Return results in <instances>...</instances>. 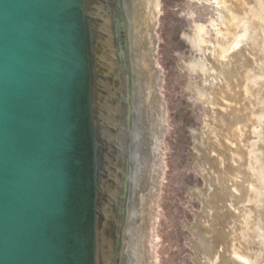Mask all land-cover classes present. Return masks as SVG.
<instances>
[{"label":"water","instance_id":"1","mask_svg":"<svg viewBox=\"0 0 264 264\" xmlns=\"http://www.w3.org/2000/svg\"><path fill=\"white\" fill-rule=\"evenodd\" d=\"M135 0H0V264H151Z\"/></svg>","mask_w":264,"mask_h":264},{"label":"rangeland","instance_id":"2","mask_svg":"<svg viewBox=\"0 0 264 264\" xmlns=\"http://www.w3.org/2000/svg\"><path fill=\"white\" fill-rule=\"evenodd\" d=\"M231 2L237 7L223 57L231 90L225 95L212 87L213 98L205 86L208 72L204 77L195 68L212 58L197 50L195 37L201 27L205 46L218 37V25L209 26V14L221 13L216 1L157 0V9L151 2V61L163 128L151 153V264H264V0Z\"/></svg>","mask_w":264,"mask_h":264},{"label":"bare ground","instance_id":"3","mask_svg":"<svg viewBox=\"0 0 264 264\" xmlns=\"http://www.w3.org/2000/svg\"><path fill=\"white\" fill-rule=\"evenodd\" d=\"M154 1L155 9H157V0H135L136 6H142V9L137 10L135 12V22H136V37H137V52H138V68H139V83H140V98H141V113H142V128L144 131L145 137V144H144V159H145V174H146V189L147 190V204H148V197L151 194V191L153 189V175H151L153 171V164L151 162V153H154V145L159 139V136L162 132V115L161 111L158 107V100L156 97V90L158 86L159 80L155 76V72L153 70V65L151 61V54H152V43L153 39L151 36V26H152V20L154 16L153 9H151V2ZM219 8L221 9V13L218 18H214L211 14H209V26L213 27L215 25H218V37H215L214 42L210 46H205V42L202 41V38L200 37L201 33H203V28H199L197 31V38L198 41H196L195 44H197V50L202 51L203 54L212 60L210 61L208 65H202V66H195L196 70H198L201 75H204L205 72H208L210 79H204L205 80V86L210 90L211 98L212 97V87H218L219 91L226 95L228 94L229 90H231L230 87V63L228 60H223V57L225 53L227 52L229 46H230V31L232 28V18L234 17V12L236 11V7L231 0H215ZM235 19V17H234ZM207 58L205 59L206 61ZM221 65L219 68H215L213 65L214 63H219V60H221ZM214 61V62H213ZM241 69V68H240ZM243 80V79H242ZM241 83V82H240ZM208 84V86L206 85ZM238 85V84H237ZM242 85V84H241ZM240 88V86H239ZM242 88V87H241ZM202 90V88L200 89ZM218 91V90H217ZM236 91V90H235ZM236 93V92H235ZM235 96V95H234ZM210 98V99H211ZM230 99V98H229ZM236 99V98H235ZM214 100V99H213ZM216 100V99H215ZM214 100V101H215ZM225 101V100H224ZM212 102V101H211ZM216 102V101H215ZM221 103V102H219ZM232 102H230L231 104ZM241 103V102H240ZM242 105V103H241ZM253 105V104H252ZM256 107V106H255ZM220 108V107H219ZM226 108V107H225ZM237 110V109H236ZM224 111V110H223ZM220 115V114H219ZM208 116V115H207ZM212 116L210 115L209 118ZM241 122V121H240ZM242 124H237L238 130L242 129ZM235 127V126H234ZM233 131V130H232ZM226 133V132H225ZM237 133V132H236ZM248 133V132H247ZM242 134V133H241ZM244 134V133H243ZM233 135V134H232ZM238 135V134H236ZM234 137V135H233ZM238 137V136H237ZM230 138V136H229ZM241 139V138H240ZM230 141V140H229ZM234 141V139H233ZM234 144V143H232ZM263 149V148H262ZM215 150V149H214ZM217 151V150H216ZM234 151V150H233ZM220 154V153H218ZM236 154V153H235ZM234 155V154H233ZM215 156V155H214ZM222 156V154H221ZM232 157V156H231ZM235 158H238L235 156ZM215 159V158H214ZM222 159V158H221ZM230 159V156H229ZM242 160V158H240ZM220 160V159H219ZM235 160V159H234ZM237 160V159H236ZM223 163V160L221 161ZM220 162V165H221ZM238 162V161H237ZM243 164V163H240ZM246 165V164H245ZM222 166V165H221ZM244 166V165H243ZM225 167V166H223ZM213 169V168H212ZM243 170V169H242ZM245 171V170H244ZM227 172V171H226ZM230 172V171H229ZM208 173V172H207ZM206 173V174H207ZM232 173V172H230ZM235 173V172H234ZM242 173V172H241ZM228 172L226 173V175ZM237 174V173H235ZM244 174V173H243ZM220 175V174H219ZM225 175V173H224ZM221 175V176H224ZM220 176V177H221ZM229 176V175H228ZM227 176V177H228ZM231 176V175H230ZM234 176V175H233ZM238 176V175H237ZM236 176V178H237ZM244 176V175H243ZM209 177V176H208ZM225 177V176H224ZM246 177V176H245ZM210 178L211 175H210ZM219 178V177H217ZM232 179V177H230ZM257 179V178H256ZM210 180V179H206ZM234 180V179H232ZM236 180V179H235ZM259 180V179H258ZM257 180V181H258ZM220 181V180H219ZM224 181V180H223ZM157 182V180H156ZM211 183V181H209ZM233 182V181H232ZM240 182V181H239ZM222 183V182H221ZM227 183V182H226ZM256 183V182H255ZM223 184V183H222ZM212 185V184H211ZM227 185V184H226ZM232 185V183H231ZM240 185V184H239ZM241 186V185H240ZM221 187V186H220ZM223 187V185H222ZM221 187V188H222ZM230 187V186H229ZM253 187V186H252ZM257 187V186H256ZM213 188V187H212ZM232 189V187H231ZM237 190V189H236ZM221 191V190H220ZM241 191V190H240ZM211 192V191H210ZM225 192V191H224ZM223 192V194H224ZM231 192V191H230ZM253 192V191H252ZM208 193V191H207ZM211 194V193H210ZM231 194V193H230ZM209 195V194H208ZM227 195V194H226ZM250 196V195H249ZM248 196V197H249ZM224 197V196H223ZM230 197V196H228ZM227 197V198H228ZM201 198V197H200ZM226 198V197H225ZM245 198V197H244ZM210 199V198H208ZM207 199V200H208ZM229 199V198H228ZM231 199V198H230ZM210 201V200H209ZM207 202V201H206ZM211 204V203H210ZM230 203H228L229 205ZM219 206V205H218ZM224 206H227L226 203ZM148 207L150 205L148 204ZM208 207V206H207ZM221 207V206H220ZM236 207V206H235ZM235 209V208H234ZM214 211V210H213ZM250 215V213H248ZM255 214V213H254ZM259 214V213H258ZM254 216V215H253ZM213 219V218H212ZM246 221V220H244ZM212 223V222H211ZM252 223V222H251ZM230 226V225H229ZM246 226V225H245ZM243 227V226H242ZM230 228V227H229ZM233 228V227H232ZM247 228V227H246ZM259 228V227H258ZM210 229V228H209ZM238 229V228H237ZM226 230V229H225ZM235 230V229H234ZM233 230V231H234ZM214 231V228H213ZM220 231V230H219ZM230 231V230H229ZM246 231V230H245ZM222 233V232H221ZM226 233V232H225ZM246 233V232H245ZM212 234V233H210ZM236 235V234H235ZM245 235V234H244ZM248 235V234H247ZM251 235V234H250ZM260 235V234H258ZM206 236V235H205ZM219 236V235H218ZM217 236V237H218ZM221 236V235H220ZM233 236V235H232ZM249 236V235H248ZM222 237V236H221ZM243 237V234H242ZM250 237V236H249ZM253 237V235H252ZM259 237V236H258ZM209 238V236H208ZM225 238V234H224ZM229 237L228 239L230 240ZM214 239V238H213ZM216 239V238H215ZM221 239V238H220ZM219 239V240H220ZM204 240V239H203ZM218 240V239H217ZM242 240V239H241ZM226 241V240H225ZM205 242V241H204ZM207 242V241H206ZM227 242V241H226ZM229 242V241H228ZM227 242V243H228ZM232 242V241H231ZM240 242V241H239ZM250 243V242H249ZM210 245V243H208ZM225 244V242H224ZM252 245V244H251ZM232 246V245H231ZM239 246V245H237ZM241 246V245H240ZM235 247V246H234ZM243 247V246H242ZM209 248V247H208ZM220 248V247H219ZM236 248V247H235ZM240 247H237V249ZM245 250L246 247L244 246ZM232 249V248H231ZM249 249V248H248ZM251 249V248H250ZM238 252V251H237ZM245 252V251H244ZM247 252V251H246ZM250 252V251H249ZM230 253V252H229ZM235 253V252H234ZM231 254V253H230ZM236 255V254H235ZM251 255V254H250ZM240 260L249 261L250 257L246 255H237ZM228 258V257H227ZM238 258V260H239ZM230 260V259H228ZM238 262V261H237ZM242 262V261H241ZM228 263V262H227Z\"/></svg>","mask_w":264,"mask_h":264}]
</instances>
